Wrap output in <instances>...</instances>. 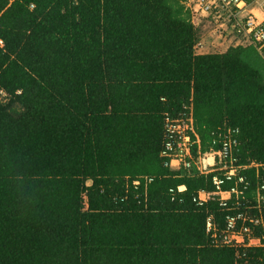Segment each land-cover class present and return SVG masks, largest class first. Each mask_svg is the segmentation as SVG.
I'll use <instances>...</instances> for the list:
<instances>
[{
    "label": "trees",
    "instance_id": "1",
    "mask_svg": "<svg viewBox=\"0 0 264 264\" xmlns=\"http://www.w3.org/2000/svg\"><path fill=\"white\" fill-rule=\"evenodd\" d=\"M198 29L183 0H0V264H264V239L206 232L260 215L256 169L238 209L197 206L213 174L162 155L190 109L201 152L237 128L238 163L264 170V45L198 54Z\"/></svg>",
    "mask_w": 264,
    "mask_h": 264
},
{
    "label": "built area",
    "instance_id": "2",
    "mask_svg": "<svg viewBox=\"0 0 264 264\" xmlns=\"http://www.w3.org/2000/svg\"><path fill=\"white\" fill-rule=\"evenodd\" d=\"M255 0H183V4L190 11L191 20L199 28L202 22L214 21L225 27V36L240 34L245 41L253 42L259 47L264 45V29L262 23L254 17L250 5ZM218 25V27L220 28ZM221 29V28H220ZM231 34V35H230ZM199 46H195L198 48ZM191 110L182 113L178 119H165V142L162 155L169 158L165 165L185 169L195 168L198 174H213L212 191L199 190L192 197V201L201 206L209 200H217L219 205L227 210L238 209L241 201L246 199L245 194L250 186L241 170L249 167L256 169L258 186L255 194L257 206H262L260 215L238 211L227 214L225 229L219 231L212 217L206 220V232L216 246L254 247L262 244V237H252V227L258 226L264 219V170L259 172V165L251 162L248 165L238 163L235 156L238 129L228 127L219 134L218 149L200 150V140L194 131ZM192 136L194 138H192ZM196 148V156L192 151ZM135 185L139 184L136 180ZM231 183L230 186H226ZM186 190L184 185L176 189L171 188L169 193L175 198L176 193ZM250 208V207H248Z\"/></svg>",
    "mask_w": 264,
    "mask_h": 264
},
{
    "label": "rangeland",
    "instance_id": "3",
    "mask_svg": "<svg viewBox=\"0 0 264 264\" xmlns=\"http://www.w3.org/2000/svg\"><path fill=\"white\" fill-rule=\"evenodd\" d=\"M218 25L220 26V23L219 22L216 23L214 21L202 22V24L199 25L200 28L198 29L199 30L197 34L198 40H197L196 46H200V48H196L197 51L199 49H201V51L204 49L206 50L210 49L209 46H207V44L208 45L212 44V42L216 43L215 39L219 42V45H218L219 48L217 49V51L227 49L228 47L233 46L231 45L232 36H225L227 29L221 26H220L221 28L220 29ZM226 37H230V38L228 39ZM242 44L246 45V42L243 41Z\"/></svg>",
    "mask_w": 264,
    "mask_h": 264
},
{
    "label": "crops",
    "instance_id": "4",
    "mask_svg": "<svg viewBox=\"0 0 264 264\" xmlns=\"http://www.w3.org/2000/svg\"><path fill=\"white\" fill-rule=\"evenodd\" d=\"M250 9H251L252 13L254 14V17L258 20V22L263 24V22H264V0H255L250 5ZM199 28H200V26H199ZM226 38L229 39L230 37H226ZM226 41H228V40H226ZM231 41H232L231 45H233V46H235V45L245 46L244 44H242L243 41L246 42V44H247V41H245L244 39H237L236 36H232ZM215 42L216 43L212 42V44H209V45L207 44V46H209L210 49H208V50L204 49L202 51H201V49H199L198 51L196 50V53H198V54L222 53V52H225L229 48L228 47L227 49L217 51V49L219 48L218 47L219 42L216 39H215ZM198 48H200V46Z\"/></svg>",
    "mask_w": 264,
    "mask_h": 264
}]
</instances>
